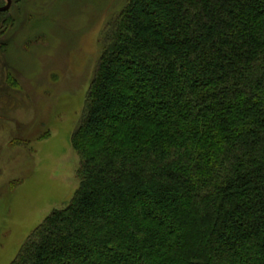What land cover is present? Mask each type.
Returning <instances> with one entry per match:
<instances>
[{"label": "trees", "instance_id": "1", "mask_svg": "<svg viewBox=\"0 0 264 264\" xmlns=\"http://www.w3.org/2000/svg\"><path fill=\"white\" fill-rule=\"evenodd\" d=\"M106 30L79 187L10 264H264V0H127Z\"/></svg>", "mask_w": 264, "mask_h": 264}, {"label": "rangeland", "instance_id": "2", "mask_svg": "<svg viewBox=\"0 0 264 264\" xmlns=\"http://www.w3.org/2000/svg\"><path fill=\"white\" fill-rule=\"evenodd\" d=\"M126 2L24 0L9 8L17 20L0 34V264L79 187L71 137L108 23ZM7 73L16 80L6 82Z\"/></svg>", "mask_w": 264, "mask_h": 264}, {"label": "water", "instance_id": "3", "mask_svg": "<svg viewBox=\"0 0 264 264\" xmlns=\"http://www.w3.org/2000/svg\"><path fill=\"white\" fill-rule=\"evenodd\" d=\"M11 4H12V0H6V4L2 7H0V12L8 10L10 8Z\"/></svg>", "mask_w": 264, "mask_h": 264}, {"label": "flooded vegetation", "instance_id": "4", "mask_svg": "<svg viewBox=\"0 0 264 264\" xmlns=\"http://www.w3.org/2000/svg\"><path fill=\"white\" fill-rule=\"evenodd\" d=\"M6 4V3H5ZM12 5V4H11ZM11 7V6H10Z\"/></svg>", "mask_w": 264, "mask_h": 264}]
</instances>
